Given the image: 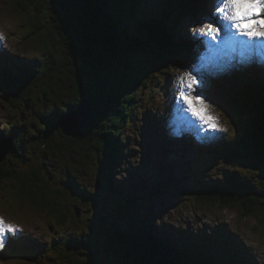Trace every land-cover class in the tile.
I'll use <instances>...</instances> for the list:
<instances>
[{"label": "trees", "instance_id": "16d2710c", "mask_svg": "<svg viewBox=\"0 0 264 264\" xmlns=\"http://www.w3.org/2000/svg\"><path fill=\"white\" fill-rule=\"evenodd\" d=\"M8 1L23 15L25 35L40 46L43 54L37 61H17L13 54H7L8 62L4 61L6 55H1L0 82L19 113L31 102L43 103V126L36 135L41 138L40 153L23 160H29V165L15 163L17 151L0 160V184L11 185L22 201L46 209L58 227L55 232L63 229L49 245L12 242L8 255L31 258L37 264H103L102 258L105 264H127V257L135 260L131 254L143 264H259L241 238L226 229L217 230L214 236H174L155 223L153 216L145 215L138 205L141 195L117 173L130 150L127 127L134 121L136 108H144L142 89L151 79L169 85L166 69L191 58V36L174 31L168 13L164 9L154 13L147 4L149 0H92L87 17L74 12L66 0ZM178 3L182 5L183 18L199 13L197 0ZM257 76L253 73L238 79L226 91H233L229 93L233 96L240 94L246 102L244 112L249 116L237 123L239 135L221 144L223 152L237 150L244 154L264 185V83ZM62 98L65 101L60 105ZM85 98L91 102L93 122L78 137L66 135L62 120ZM16 101H21L22 106ZM237 101L238 98L234 106ZM170 109L159 125L166 126L173 120ZM156 132L162 135L158 128ZM0 137L13 139L2 129ZM65 155L69 156L68 161ZM46 156L54 158L53 166H48ZM88 161L99 173L103 190L89 204L97 211L99 202L110 212L104 216L95 214L91 223L82 227L79 205L88 193L80 174L89 168ZM143 179L144 194L148 193L143 202L178 187L175 182L158 186L150 183H157L154 179ZM233 182L228 186H186L182 192L220 209L241 208L242 217L256 212L264 189L249 184L247 177ZM133 183L141 184L137 179ZM122 223L128 229H123Z\"/></svg>", "mask_w": 264, "mask_h": 264}, {"label": "rangeland", "instance_id": "374dc122", "mask_svg": "<svg viewBox=\"0 0 264 264\" xmlns=\"http://www.w3.org/2000/svg\"><path fill=\"white\" fill-rule=\"evenodd\" d=\"M203 3V8L196 6L198 14L194 17L183 18L180 13L184 14V11L178 0H149L147 2L154 13L156 11L159 13V10L164 9L174 22L173 30L181 35L191 36V42L194 44L190 50L191 58L189 60L185 63H177L174 68L166 69L167 78L170 79L168 86L160 84V80L158 83H154L155 79H151L146 83L149 85L142 89L141 105L144 108L141 111L136 108L133 115L134 121L127 127L126 131L129 137L127 145L130 150L124 158L123 164L118 167L117 173L122 181L128 182V185L133 186L137 194L141 195L138 205L142 207L145 215L153 216L155 223L168 232H173L174 236H181L182 233L191 237L200 234L214 236L218 232L217 230L226 229L241 238L257 262L264 264V197L256 212L242 217L241 208L220 209L218 206L200 202L182 192L186 186L198 187L210 184L228 186L231 180L236 183V180L240 181L245 177L249 184L264 189V185L257 178L259 173L253 169L254 164L251 161L248 162L244 154H238L237 150L223 152L224 146L220 143L231 136L239 135L237 123L242 116L238 107L234 106L236 99L229 94L234 92L226 91L230 90L229 86L232 82L238 81L235 78L236 71L243 66L241 56L249 59H264V41L253 40L249 44L253 52L237 48L236 44L240 43L238 42L240 38H230L227 41L229 36L223 37L227 33L230 37L235 35V30L228 25L227 21L224 24L215 25L221 29V36L213 39L211 36L202 35L198 29L219 16V13L216 12L217 0H203ZM26 30L24 17L19 13L17 7L8 0H0V35L4 37L0 39V47L3 48L2 51L0 50V56L6 55L5 62L6 60L8 62L7 54H13L12 57L17 61L40 59L39 55L43 52L35 41H30L31 38L25 35ZM209 39L214 43H218L217 41L220 40V43H223L222 48L219 49L217 44H213L214 51L205 52L206 45L211 48L212 42L209 43ZM227 65L233 66V72H226ZM187 72H192L200 81L199 84L193 86L195 91L192 95L202 93V98L209 106V111L219 117L218 128L213 129L208 124L201 122L187 110V104L181 101L180 78ZM257 72L259 75L256 79L260 83H264V64L257 65ZM227 79L230 81L225 82L226 85L223 84L222 81H227ZM157 84H159L158 87H156ZM226 87L228 88L226 89ZM237 95L240 96L239 93ZM10 99L9 94L3 92L0 84V129L10 133L15 140L17 151L15 163L21 166L29 165V160L23 161L24 158L31 160V157H36L41 150V138L36 135L43 126L40 122L43 103L41 101L31 102L25 110L23 109V112L19 113L18 109L11 105ZM64 101L63 98L60 99L59 104H64ZM16 102H20L19 104L22 106L21 101ZM170 107L172 110L170 109L169 112L172 114L173 120L166 122V126L159 125L166 110ZM48 111L49 109L46 110V113ZM154 127L159 129L161 136L157 135V128ZM186 132L189 133V136L186 135ZM164 134H170V136L165 135L164 137ZM153 136L156 139L151 138ZM212 145L215 148L209 149L208 146ZM90 153L93 158L97 159L96 153L92 151ZM64 158L65 161H68L69 156L65 155ZM36 159L38 160V158ZM45 161L48 162L49 167L55 164V160L51 156H46ZM88 166L89 168L80 174L82 182L85 184L84 188L88 193L87 198L83 199L82 204L79 205L78 218L82 220L84 225L82 227L90 224L91 220L95 218V214L104 216L110 212L109 208L102 207L99 202L96 203L97 206L99 204L97 211L92 204H89L90 201H95V194L102 195L103 190L98 182L100 175L96 168H93L89 161ZM21 169L24 170V168ZM45 171L43 168V172ZM42 176L46 177L43 173ZM145 176L148 177V180L154 179L157 182L150 180L152 184L162 186L167 182H175L178 187L167 191L168 194H162V197L143 202L148 195V193L144 194L146 191L142 185ZM170 178L172 181H169ZM135 179L141 184L133 183ZM140 189L142 190L140 191ZM16 195L11 185L0 184V216L18 228L16 232H6L0 235V264H37L31 258L12 257L11 253L7 255L6 251H10V237L23 239V242L34 241L49 245L53 236L58 235L59 231L62 232L63 229H58L55 232L58 227L46 209H37L30 202L22 201ZM121 227L128 229L124 223ZM75 230V228L72 229V231ZM104 261L102 258L100 262L105 264Z\"/></svg>", "mask_w": 264, "mask_h": 264}, {"label": "snow or ice", "instance_id": "6c2138e0", "mask_svg": "<svg viewBox=\"0 0 264 264\" xmlns=\"http://www.w3.org/2000/svg\"><path fill=\"white\" fill-rule=\"evenodd\" d=\"M216 12L219 16L200 27L199 33L215 39L221 34V29L215 25L227 21L236 35L247 37L249 41H264V0H217ZM3 38V35H0V39ZM199 83L192 72L185 73L180 78V99L187 104V110L193 116L216 129L219 127V117L209 111L202 93L192 95L195 91L193 86ZM17 230L15 224L8 223L3 216H0V235Z\"/></svg>", "mask_w": 264, "mask_h": 264}, {"label": "water", "instance_id": "95a60500", "mask_svg": "<svg viewBox=\"0 0 264 264\" xmlns=\"http://www.w3.org/2000/svg\"><path fill=\"white\" fill-rule=\"evenodd\" d=\"M71 9L83 16H89L92 10V0H66ZM200 8L204 7L203 0H197ZM179 2V0H178ZM190 16V15H188ZM191 17V16H190ZM1 84V82H0ZM2 87V85H1ZM3 88V87H2ZM234 99H237V106L240 115L247 120L248 114L244 112L243 109L246 105V102L244 99L238 95L233 97ZM67 118V119H66ZM93 122V115H92V108H91V102L89 99L85 98L74 111L70 112L61 122V128L63 132L66 135L72 136V137H78L83 128H88L91 123ZM16 151V146L14 144L13 139L11 138H3L0 137V160L7 154V153H13ZM131 258L135 260H130L128 257L127 264H143L141 261H138L139 259L131 254ZM133 256V257H132Z\"/></svg>", "mask_w": 264, "mask_h": 264}, {"label": "bare ground", "instance_id": "6f19581e", "mask_svg": "<svg viewBox=\"0 0 264 264\" xmlns=\"http://www.w3.org/2000/svg\"><path fill=\"white\" fill-rule=\"evenodd\" d=\"M229 25V24H228ZM227 27V26H226ZM226 30H227V28H226ZM222 34H220V36H221ZM226 36H229L226 40L227 41H229V39L230 38H240V41L238 40V42H240V43H238V44H236V46H237V48L239 47V48H241L242 50H246L247 49V51L248 52H253L252 50H251V48L249 47V44L251 43V42H253V41H249L248 40V38L247 37H244V36H237L236 34L235 35H233L232 37H230V35L227 33L226 35H224L223 37L224 38H226ZM214 41H216V40H214ZM209 43H211L212 41H211V39H209V41H208ZM218 43H214V42H212V44H211V48H209V47H207V45L205 46V52H208L209 50H211V51H214V47H213V44H217L218 45V47H219V49L220 48H222V46H223V43H220V40H218L217 41ZM194 43L192 42V45H193ZM197 45V44H196ZM215 46V45H214ZM197 47V46H196ZM192 49V48H191ZM259 49H261L260 47H259ZM222 50V49H221ZM13 238V237H12ZM6 240V239H5ZM9 240V239H8Z\"/></svg>", "mask_w": 264, "mask_h": 264}]
</instances>
